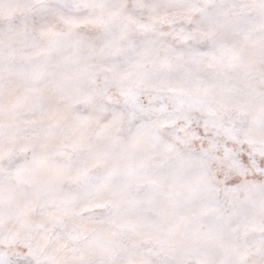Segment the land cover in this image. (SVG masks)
I'll list each match as a JSON object with an SVG mask.
<instances>
[{"label":"snow or ice","instance_id":"obj_1","mask_svg":"<svg viewBox=\"0 0 264 264\" xmlns=\"http://www.w3.org/2000/svg\"><path fill=\"white\" fill-rule=\"evenodd\" d=\"M0 264H264V0H0Z\"/></svg>","mask_w":264,"mask_h":264}]
</instances>
